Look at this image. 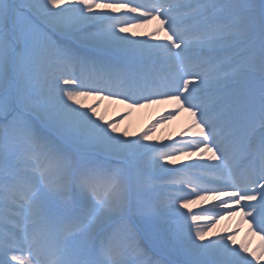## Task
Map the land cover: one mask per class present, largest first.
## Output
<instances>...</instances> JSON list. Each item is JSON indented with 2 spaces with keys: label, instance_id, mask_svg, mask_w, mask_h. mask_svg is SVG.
Wrapping results in <instances>:
<instances>
[{
  "label": "snow or ice",
  "instance_id": "obj_1",
  "mask_svg": "<svg viewBox=\"0 0 264 264\" xmlns=\"http://www.w3.org/2000/svg\"><path fill=\"white\" fill-rule=\"evenodd\" d=\"M0 264H264V0H0Z\"/></svg>",
  "mask_w": 264,
  "mask_h": 264
},
{
  "label": "bare ground",
  "instance_id": "obj_2",
  "mask_svg": "<svg viewBox=\"0 0 264 264\" xmlns=\"http://www.w3.org/2000/svg\"><path fill=\"white\" fill-rule=\"evenodd\" d=\"M137 31L143 33V32L149 31V28H141V29H137ZM88 103H93V101L89 100ZM102 105H105L106 110L103 111L102 107H100V112L104 114L106 118L109 120L116 118L119 114L126 111V109L122 105L108 104L107 102H104ZM171 109H172V105H155V106L147 107L144 109L134 110L132 111V115L122 123L121 130L123 131L124 129H128L131 132L133 128H135V125H136V116L139 118L138 122L146 124V127H147L152 122L159 119L161 115L166 114ZM175 124H178L179 129L174 128ZM187 125H188L187 114L186 113L181 114V116L178 117L177 120L172 121L168 124L162 125L161 127L157 128L156 132L153 134L154 139H159L158 131L160 128H164V132H165V135L162 138V140H166L168 138H177L179 133ZM171 127H173L174 129ZM237 220H239V217H235L231 220H223L220 222L219 225H217V229L215 231L222 232L225 229L233 230L236 227ZM246 233H247V225H243L240 229L239 234L236 236L237 244L245 240ZM248 239L251 240V246L253 248H255L256 245L259 243V240L257 238L248 237Z\"/></svg>",
  "mask_w": 264,
  "mask_h": 264
},
{
  "label": "rangeland",
  "instance_id": "obj_3",
  "mask_svg": "<svg viewBox=\"0 0 264 264\" xmlns=\"http://www.w3.org/2000/svg\"><path fill=\"white\" fill-rule=\"evenodd\" d=\"M101 107H102V110L103 111L106 110L105 105H101ZM138 119L139 118L136 116V125H135V128H133V130L131 131V133H133V134L140 133V132H142L146 128V124L138 122ZM171 128H173V127H171ZM174 128L179 129L178 124H175L174 125ZM158 133H159L158 134L159 135V139H157V140H162V138L165 135L164 128H160L159 131H158Z\"/></svg>",
  "mask_w": 264,
  "mask_h": 264
}]
</instances>
